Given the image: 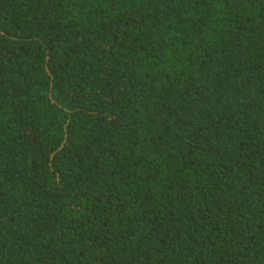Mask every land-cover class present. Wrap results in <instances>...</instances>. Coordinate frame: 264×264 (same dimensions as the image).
Here are the masks:
<instances>
[{
	"label": "trees",
	"instance_id": "trees-1",
	"mask_svg": "<svg viewBox=\"0 0 264 264\" xmlns=\"http://www.w3.org/2000/svg\"><path fill=\"white\" fill-rule=\"evenodd\" d=\"M0 264H264V0H0Z\"/></svg>",
	"mask_w": 264,
	"mask_h": 264
}]
</instances>
